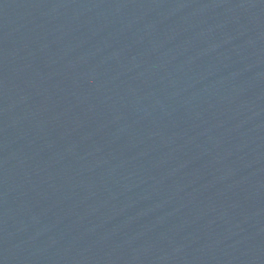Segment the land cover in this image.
<instances>
[{"label":"water","instance_id":"1","mask_svg":"<svg viewBox=\"0 0 264 264\" xmlns=\"http://www.w3.org/2000/svg\"><path fill=\"white\" fill-rule=\"evenodd\" d=\"M264 170V0H0V264H170Z\"/></svg>","mask_w":264,"mask_h":264}]
</instances>
